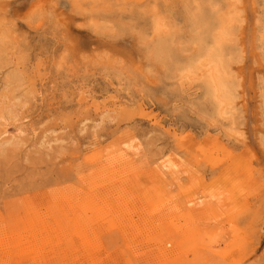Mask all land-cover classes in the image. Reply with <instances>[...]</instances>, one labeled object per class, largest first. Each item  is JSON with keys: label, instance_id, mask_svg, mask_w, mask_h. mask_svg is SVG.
<instances>
[{"label": "rangeland", "instance_id": "obj_1", "mask_svg": "<svg viewBox=\"0 0 264 264\" xmlns=\"http://www.w3.org/2000/svg\"><path fill=\"white\" fill-rule=\"evenodd\" d=\"M0 264H264V0H0Z\"/></svg>", "mask_w": 264, "mask_h": 264}, {"label": "bare ground", "instance_id": "obj_2", "mask_svg": "<svg viewBox=\"0 0 264 264\" xmlns=\"http://www.w3.org/2000/svg\"><path fill=\"white\" fill-rule=\"evenodd\" d=\"M257 61L256 62L258 64H261L260 60L258 59V56H257ZM218 86H220V85L216 84V87H218ZM179 167L180 166H179V164L177 162H173V161L172 162H167L166 161L161 166L157 165L155 168L160 170L159 172H156V173L158 174V176L162 177L164 174H166V172L177 173L178 170H179ZM217 195H218V193H216L215 191H211L210 194H209V197H210V200H212V201L208 202V204L203 206L202 208L193 209L192 213L195 215L194 217L196 218V220H198L199 217H201L202 214L206 213V212H209V213H212V214H216V212L218 210L216 209V204L213 202V199L217 198ZM71 201H67L68 206L69 205H73ZM232 202H233V198H230V199H228L227 204L232 203ZM51 206H50V210L48 212V215L45 217L46 219H48V222L46 223V225H43V224L40 225V226H42V228L44 229L45 232L54 231L52 228L55 225H59L60 226L62 221L63 222L64 221H70V223H73V220L75 219V215H74V213L72 211L68 212L67 209H65L62 205L59 206L58 204L57 205H53V207H51ZM60 212H66V213L63 216V214L60 215ZM33 213L34 212H32V214ZM168 215H171V219L168 216L167 217L168 221L164 224V226L167 227L166 232H165L166 234L164 235V238H166L165 243H168V244L169 243L170 244L178 243L179 237L174 231V230L177 231V228H178L177 227V225H178L177 222L174 221V220H177L178 217L173 218V216L175 215V212H171ZM190 215H192L191 212H188V216H184V219H188L190 221L191 220ZM32 217L40 219L42 217V215L39 214V213H35L32 216V215L29 214V215L26 216V219H31ZM195 218H192V219H195ZM22 225L24 226L25 223H23ZM187 226H189V224H187ZM59 230L61 231V230H65V229L64 228H59ZM44 231H43V233H45ZM91 237H93V235H91ZM39 244H41V243H33V244L29 245L30 250L34 254L37 253V252H40V249H42L43 246H41ZM18 247L24 248L23 242H20L18 245L16 244L15 248H18ZM20 248H18V249H20ZM163 255L165 257L168 256V254L166 252H163Z\"/></svg>", "mask_w": 264, "mask_h": 264}]
</instances>
